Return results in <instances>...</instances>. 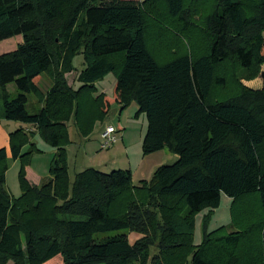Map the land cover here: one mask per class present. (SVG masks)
<instances>
[{
  "label": "trees",
  "instance_id": "1",
  "mask_svg": "<svg viewBox=\"0 0 264 264\" xmlns=\"http://www.w3.org/2000/svg\"><path fill=\"white\" fill-rule=\"evenodd\" d=\"M148 29L197 37L160 64ZM16 36L22 43L0 54V120L32 126L57 154L40 186L22 163L14 200L0 149V264L58 256L61 264H264V0H0V42ZM79 55L77 90L66 76ZM111 73L112 95L99 93L96 83ZM256 77L261 89L243 84ZM29 95L40 106L35 114ZM132 104L147 120L143 156L167 150L177 160L140 186L129 170L88 168L71 179L68 124L89 138L112 105L122 112ZM27 134L9 135L14 161L24 158ZM222 196L232 200V221L209 232ZM119 231L126 233L97 237ZM128 233L141 238L131 244Z\"/></svg>",
  "mask_w": 264,
  "mask_h": 264
},
{
  "label": "rangeland",
  "instance_id": "2",
  "mask_svg": "<svg viewBox=\"0 0 264 264\" xmlns=\"http://www.w3.org/2000/svg\"><path fill=\"white\" fill-rule=\"evenodd\" d=\"M142 1L143 0H139V2ZM153 29H148V35L146 34V42L148 49L150 48L151 44L158 48V54L156 59L157 62H159L160 64L168 62L172 60L174 56L186 52L187 47L185 46V42H188V39L190 38L189 36L194 35V37H192L193 39L197 37L194 31H191L187 34L185 32H181L182 37H178L176 34L174 35L170 31L165 32L164 29H162V34H158L160 32ZM21 39V36H16L14 38L0 42V54L11 52L12 50H14L17 44L19 43V40L21 41ZM74 68L75 70L68 75L67 80L68 83L74 87V89L78 90L81 84L77 82V77L79 73L84 69L83 57L81 55L75 58ZM262 71H264V67L262 68ZM261 81L262 80L260 77H256L255 79L250 81H243V84L246 85L245 82H247L250 87L255 89L260 87ZM49 82L50 81L48 77H44L42 79V82L40 83L42 91L46 92L49 89ZM114 84L115 74L111 73L104 80L98 82L96 84V88L99 92L104 87L105 90L108 91L109 96H111L113 93ZM8 93L10 94L12 99L17 96L18 93L14 84L8 86ZM2 105V101H0L1 112L3 110ZM26 109L30 114H35L39 111L40 106L37 103V99L33 95L28 96V103ZM137 111L138 108L136 104L129 106L128 108L123 110L122 113L120 112V107L118 105L111 106L109 110V115L104 122V126H112L120 131L121 139L114 146H121L124 149L122 148L121 152L115 154V156L107 155L110 149L112 151L114 146H112L109 151L101 150L104 154L101 155V157H98L99 159L96 160V163H93L92 160L88 161L84 157V153H86V151H88L89 153H97V149L100 146L101 141V139L99 140L100 127L95 128L89 140L85 142L81 140L83 138L79 136L74 126V123L70 122L68 125L71 144L68 146L69 148H66L69 177L73 179L74 175L79 171L98 165V170L105 174H109L114 170H129L132 173V177L134 179L133 186H140L141 179L139 176L141 175V172L137 170L142 168L145 169L146 167H148L150 168V170H154L155 172L160 166L173 164L177 160V157L176 155L168 152L167 150H164L163 152L161 151L154 153V156H152L153 158H147V160H144L142 162L143 157H145L142 153V142L145 132L147 130V120L145 114H141L138 118L135 117ZM2 125L4 126L7 132H10L9 135L15 133L18 130H23L26 133L32 131L34 133L33 135L27 134L28 142L23 147L22 151L24 158L22 160L14 161L10 155L7 160L8 170L6 172L5 189L14 200H18L21 196L19 172L21 170L22 163L25 162L27 165L25 168V172L26 169L29 168L34 173L29 175L30 178L38 177L41 179L42 182L38 185L40 186L45 180L49 179L50 177V167L57 154V151L56 149L49 146V144H47L43 140L40 134L37 133L32 126L13 121H5ZM83 143H88L86 145L87 149L84 148ZM91 148L93 150H91ZM98 150L100 151V149ZM101 151L99 153H101ZM110 153L112 154V152H109V154ZM100 158H102L101 162H99ZM154 172L148 180L152 178ZM27 177L28 175L26 172V179ZM231 204L232 200L230 198L222 196L220 207L216 210H213V212L210 214V219L207 224V230L209 232L216 231L219 228L223 226H228L231 223ZM208 211L209 210H205L196 217V226L193 236L194 246H198L202 242L203 217L209 216ZM121 233H126V231L108 232L104 234H99L97 235V237L105 238ZM128 238L130 243L133 244L137 240H139L141 236L134 233H128ZM155 252V249L151 250L152 254ZM56 258H59L56 259L57 262L54 261L51 264H61L60 259L62 258L60 256ZM7 264H13V262L10 261Z\"/></svg>",
  "mask_w": 264,
  "mask_h": 264
},
{
  "label": "crops",
  "instance_id": "3",
  "mask_svg": "<svg viewBox=\"0 0 264 264\" xmlns=\"http://www.w3.org/2000/svg\"><path fill=\"white\" fill-rule=\"evenodd\" d=\"M137 1H139V0H137ZM22 39H21V41L19 40V43L17 44V46L19 45V44H21L22 43ZM16 46V47H17ZM16 47H15V49H16ZM14 49V50H15ZM13 51V50H12ZM1 53V52H0ZM8 53V52H7ZM3 54V53H2ZM69 75V74H68ZM68 75L66 76V77H68ZM97 84V83H96ZM245 86H247V87H249V88H252V87H250V85H248L247 84V82H245ZM96 86V85H95ZM262 88V81H261V83H260V87H258V88H255V90H259V89H261ZM252 89H254V88H252ZM99 93H101V94H105V95H109L108 94V91L107 90H105V88L103 87L100 91H99ZM133 105V104H132ZM111 108V107H110ZM138 108V107H137ZM120 112H121V110H120ZM122 113V112H121ZM6 120H0V149H5L6 150V152H7V155H8V157L10 156V147H9V133L10 132H7L6 130H5V128H4V126L2 125L4 122H5ZM97 127H100V133H101V131L106 127V126H104V122L102 123V124H97L96 125V127L95 128H97ZM90 138V137H89ZM89 138H83V139H81V140H83V141H87V140H89ZM99 140H100V134H99ZM88 143H83V146H84V148L85 149H87V145ZM69 148V147H68ZM122 148L123 147H121V146H114L113 147V149H112V151H111V149H110V151L109 152H112V154L110 153L109 154V152L107 153V155L108 156H115V154H117V153H119V152H121V150H122ZM98 149H100V146L98 147ZM97 149V153L95 152H91V153H89L88 151H86V153H84V157L89 161V160H92V162L93 163H96V160L97 159H99L98 157H101V155H103L104 153H102L103 151H101V149H100V151H101V153H99L100 151ZM124 149V148H123ZM88 150H90V149H88ZM91 150H93L92 148H91ZM96 151V150H95ZM164 151V150H163ZM162 151V152H163ZM88 152V153H87ZM161 152V151H160ZM152 156H154L153 154H151V155H149V156H145V157H143V160H142V162L144 161V160H147V158H153ZM92 157V158H91ZM177 157V156H176ZM102 161V158H100V160H99V162H101ZM151 162H153V161H151ZM89 163V162H88ZM88 165V164H87ZM150 165H151V163H150ZM101 167V166H100ZM89 168H95V169H99V166L98 165H95V167L93 166V167H89ZM86 169H88V168H86ZM132 169V168H131ZM85 170V169H84ZM133 170V169H132ZM83 171V170H82ZM137 171H139V172H141V175L139 176L140 177V179H141V181H143V180H148L149 179V177L152 175V173L154 172V170H150V168H148V167H146L145 169H139V170H137ZM26 172H27V175H28V177H27V179H28V181L32 184V185H35V186H38L42 181H41V179L40 178H30L29 177V175H31V174H34L29 168L28 169H26ZM79 172H81V171H79ZM133 181H134V179H133ZM140 181V182H141Z\"/></svg>",
  "mask_w": 264,
  "mask_h": 264
},
{
  "label": "built area",
  "instance_id": "4",
  "mask_svg": "<svg viewBox=\"0 0 264 264\" xmlns=\"http://www.w3.org/2000/svg\"><path fill=\"white\" fill-rule=\"evenodd\" d=\"M100 149L109 150L121 139L120 131L112 126H106L100 133Z\"/></svg>",
  "mask_w": 264,
  "mask_h": 264
}]
</instances>
